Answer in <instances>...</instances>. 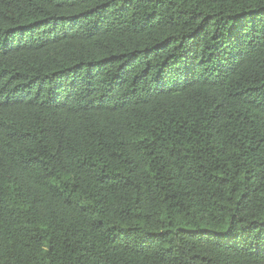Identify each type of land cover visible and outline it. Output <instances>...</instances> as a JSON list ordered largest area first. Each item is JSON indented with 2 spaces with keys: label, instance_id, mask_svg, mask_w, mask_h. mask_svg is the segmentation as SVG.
Segmentation results:
<instances>
[{
  "label": "trees",
  "instance_id": "obj_1",
  "mask_svg": "<svg viewBox=\"0 0 264 264\" xmlns=\"http://www.w3.org/2000/svg\"><path fill=\"white\" fill-rule=\"evenodd\" d=\"M0 264H264V0H0Z\"/></svg>",
  "mask_w": 264,
  "mask_h": 264
}]
</instances>
